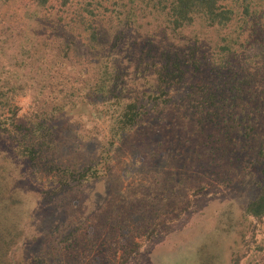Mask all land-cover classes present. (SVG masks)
<instances>
[{
	"label": "rangeland",
	"instance_id": "rangeland-1",
	"mask_svg": "<svg viewBox=\"0 0 264 264\" xmlns=\"http://www.w3.org/2000/svg\"><path fill=\"white\" fill-rule=\"evenodd\" d=\"M35 1L0 0V70H4L0 74L7 78L22 73L25 79L36 75L33 78L42 83L37 90L16 97L12 109H17L16 120L11 121L12 111L0 112V177L8 184L0 193V204L16 201L27 216L20 227L22 238L7 254L12 264H121L130 252L134 254L127 264H196V248L219 228L229 229V233L220 230L225 264H232L235 254L244 256L241 264H264V219L245 215L262 181L254 155L244 151L246 129L240 126L242 133L237 131L234 112H221L219 124L207 115L213 112L208 107L199 113L200 97L194 107L189 99L197 76L211 72L201 65L213 60L224 45H230L241 66L264 72V0H229L226 7L235 11V18L226 30L210 28L200 18L176 32L163 25L154 31L155 17L140 13L141 29H127L116 47L103 39L106 23L101 25L97 42L92 41L96 32L89 24L98 18L89 20L86 15L82 30L58 29L57 24L48 27V18L57 22V13L66 10L61 9V0H51L47 8ZM80 1L82 5L76 1L66 9L88 12L87 0ZM114 4V0L105 4L109 11H96V2L93 8L95 12H118ZM122 5L119 9L125 12ZM113 47L111 63L128 74L123 77L121 72L118 86L111 91L123 102L137 96L145 99V123L125 138L124 151L114 155L113 168L100 166L101 181L62 185L64 169H53L52 156H58L61 138L65 139L63 128L71 144L80 147L64 160L77 176L86 164L81 155L85 142L98 143L101 133L109 131L112 116L105 109L109 110L110 103L102 101L105 94L97 88ZM150 50L151 60L141 61L142 54ZM66 52L78 72L92 69L94 75L80 82L77 75L64 88L63 75L53 68L56 57ZM192 53L206 56L203 64L193 65ZM167 57L170 62H182L186 77L173 81L164 96L153 86L161 68L170 64ZM19 64L29 68L17 70ZM210 77V83L222 87L229 74ZM168 98L172 101L166 105ZM59 104H64L67 113L45 121L51 147L38 157L33 169L21 157L20 146L42 140L32 123L37 126ZM99 157L95 154L93 158ZM137 157L142 160L138 162ZM127 169L133 176L127 177Z\"/></svg>",
	"mask_w": 264,
	"mask_h": 264
},
{
	"label": "trees",
	"instance_id": "trees-1",
	"mask_svg": "<svg viewBox=\"0 0 264 264\" xmlns=\"http://www.w3.org/2000/svg\"><path fill=\"white\" fill-rule=\"evenodd\" d=\"M76 1L78 5H82L80 0H61V9L66 11L57 13V22L53 21L52 17L48 18V27L57 24L56 28L58 29L62 28L68 30L69 28H75L82 30L86 22V15H88L89 20L91 18H98L93 22V25L89 24V26L94 29L93 31L96 32L95 35L92 36V41L97 42L98 37L101 35L99 31L103 30L101 25L106 23L108 27L105 28L106 31L102 32V34H105L103 35V39H108L105 40V43H112L115 47L122 42V35L126 31L141 29V26L138 25L141 20L140 13L148 17H155L156 23L158 24L155 26L154 31L161 28L159 25H163L168 31L172 32L185 29L193 24L196 19L200 18L207 21L210 28L220 27L226 30L227 26L230 25L235 18V11L226 7V3H228L229 0H114V6L118 7V12H95L93 8L95 6L93 3L96 2V11L98 9L109 11L108 6L105 4L113 0H87L85 10L89 7L90 10H88V12L72 11V8L66 9L72 7ZM244 1L246 3L248 0ZM35 2L37 6L47 8L51 0H36ZM238 2H240V0H237V3ZM120 3H124V6L122 5L121 7L125 8V12H121L119 9ZM138 7L140 8L138 9ZM247 10L246 8L245 12H247ZM70 13H72L71 16ZM108 13L112 15L107 16ZM162 21L163 24H160ZM8 41L9 40H5L4 42L8 44ZM194 44L198 43L194 42ZM67 46L66 43L65 48H67ZM174 50L176 54H178V50L176 48H174ZM219 50V52L214 53L213 60L211 59L207 64L201 65V67L204 66L206 68V71L211 72L209 75H207L208 72H205L203 78L197 76L194 80L195 84L191 87L192 91L189 97L190 101H192L190 105L194 107L193 104L195 101H198L197 98L200 97L202 104H196L199 113L204 112L205 108L208 107L209 111L213 110V112L212 114L207 113V115L210 117L214 116L215 119L213 120L219 123L220 120L217 118L220 117L221 112H234L232 117L235 123H239L236 127L238 129H241V127L246 129L244 151L247 154L254 155L253 163L254 165H258L261 169L262 181L259 184L260 193L258 197L246 207L245 215L262 221L264 219V72L259 67H252L253 69H250V65L241 66L240 62H238L236 53L231 50L230 45H224ZM113 51L114 47L111 53L106 57L108 62L105 63V67L102 69L104 71L100 74V85L97 88V91L105 94L102 101L110 103L109 110L108 108L105 109L107 113L111 111L110 113L112 116L110 118L111 125L109 131H103L101 133V135L103 134V138L98 143H94L92 140L85 142L86 149L81 155L85 157L86 164L81 168V172L77 176L67 169L68 166L64 160L78 153L77 151L80 147L78 144H71L70 139H67V130L63 128L64 131H62V135L65 139L61 138L62 142L59 151L57 149L58 156L55 159L54 156H52V162L56 166L53 169L59 171L64 169L62 178L64 177L65 181L62 182V185H71L72 183L82 185V183H88L91 180L101 181L103 177H101L100 166L104 168H113L114 155L123 153L125 138L130 137L145 123L147 115L144 106V102H146L145 99L137 96V98H127V101L125 100L123 102L119 96L111 91L114 86H118L121 75L123 74L124 77L128 74L127 70L125 72L121 71L118 65L111 63L112 60H110V57L113 56ZM152 55V50L144 52L141 61L151 60ZM191 55L194 58L193 65L203 64L202 61L206 58V56H198L197 53H194V55L192 53ZM186 58L187 56L184 59ZM212 61L213 63H211ZM54 62L56 64L53 68L52 61V68L56 71L57 75H63L64 82L62 85L64 88L67 87L68 80H75L77 75L79 82L94 75L91 71L92 69H90V71L87 70V73L78 72L77 66L70 61L69 52H66L64 56H57ZM168 63L170 64L164 66L161 68V71L158 72L159 76L157 83L153 86L154 89L156 87L155 92H160V95L165 94L164 96L168 95V86L170 85V87H172L174 85L172 83L173 81L178 80V78L183 79L186 77L185 69L181 61L170 62L168 58ZM206 65H209V67ZM229 67L233 69L230 70ZM28 68L26 64H19L17 70L25 71ZM109 68L113 69L111 70L113 73L109 71ZM225 72L229 74V77L223 80L226 83L224 86L220 87L216 82H209L211 79L210 75L213 74L216 75V77H222ZM2 76L3 75L0 74V112L3 110L12 111L11 121L14 119L16 120L17 109L12 110L16 108L13 106L16 97L28 92L29 89L32 91H35V89L37 90V86H41L42 83H39L37 78H33L36 77V75L28 79H25L22 73L7 78ZM88 83L91 85L90 81H88ZM254 90H257V92ZM72 93L75 94V92ZM157 94L158 93H155V95ZM148 97L156 98L153 96ZM155 100L157 101L159 98ZM170 101H172V98H168L165 104L167 105ZM65 113H67V111L64 104H59L58 106H53L52 110H50V115H47L46 119L40 121L37 126L32 123L34 133L42 140L39 142H31L28 145L21 144L20 148L22 150H20L19 153L21 157L27 158L33 169L38 165L36 164L38 157L44 154L47 148L51 147L50 142L47 141L49 139V132L48 129H46L45 121L49 120L50 117ZM235 113L239 115L235 116ZM226 120L229 121V118L226 117ZM0 129L3 130V127L0 126ZM240 129L237 131L242 133ZM7 130L5 131L8 133ZM226 134L229 135V131ZM217 139L221 138L218 137ZM95 154L100 156L99 159L93 158ZM45 159L50 158L45 156ZM136 159L139 162L142 160V157H137ZM88 161L90 162L88 163ZM132 173V170H126L127 177L129 174L133 176ZM5 188H8V184L0 177V193H2ZM20 208V204L16 201L7 206L0 204V264H12V259L7 256L8 251L15 247L18 240L22 238L24 234V231L20 230V227L27 219V216L25 214L23 216L19 210ZM220 230L229 233V229L219 228V231H217L218 234L215 233L214 236L208 235L204 240L206 243L200 244L196 248V264L226 263L222 255L223 245L221 241L223 240V235L220 234ZM243 237L245 238V236ZM133 254L134 252H130L128 257L125 256L121 264H127L133 257ZM243 258V255L240 256L239 254H235L233 262L231 261V263L241 264ZM96 263L101 264L99 262Z\"/></svg>",
	"mask_w": 264,
	"mask_h": 264
}]
</instances>
